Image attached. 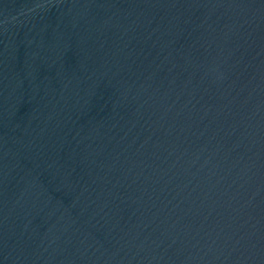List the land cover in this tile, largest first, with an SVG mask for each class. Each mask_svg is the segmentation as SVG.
I'll return each mask as SVG.
<instances>
[{
  "label": "water",
  "instance_id": "1",
  "mask_svg": "<svg viewBox=\"0 0 264 264\" xmlns=\"http://www.w3.org/2000/svg\"><path fill=\"white\" fill-rule=\"evenodd\" d=\"M0 121L264 144V0H0Z\"/></svg>",
  "mask_w": 264,
  "mask_h": 264
}]
</instances>
